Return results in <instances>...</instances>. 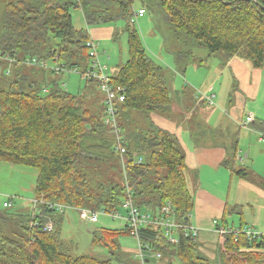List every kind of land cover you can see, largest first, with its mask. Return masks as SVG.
<instances>
[{"label": "trees", "instance_id": "16d2710c", "mask_svg": "<svg viewBox=\"0 0 264 264\" xmlns=\"http://www.w3.org/2000/svg\"><path fill=\"white\" fill-rule=\"evenodd\" d=\"M134 1L13 0L5 5L0 65L7 64L1 63L3 59L11 62V74L4 75V81L11 79L7 89H0V166L34 169L36 181L33 214L0 213V264H113L111 258L68 253L60 238L63 214L55 211L59 205L109 215L123 210L129 198L142 212H160L169 206L171 212L163 218L188 226L194 202L183 176L182 150L173 133L150 119L170 109L172 97L161 67L149 57L138 31L129 26ZM159 6L174 33L186 37L187 47L205 49L207 59L216 57L223 63L235 57L254 68L264 65V0H159ZM75 9L81 12L86 28L73 27ZM119 20L126 23L128 59L110 83L123 89L124 95L116 110L125 139L122 160L113 152L114 137L103 124L100 97L86 107V93L71 94L54 80L33 91L38 84L28 85L23 74L31 66L52 76L76 70L83 78L92 71L91 45L97 47L88 28ZM191 49L187 52L193 56ZM49 60L56 63L52 71L47 67ZM84 79L97 88L95 79ZM132 111L144 115L146 124L136 123ZM254 127L262 130L264 122ZM229 163L230 158L224 165ZM116 170L122 184L110 179ZM9 221L19 229L13 236L5 233ZM123 223L119 230L93 232V243L105 241L104 246L121 249L117 238L131 235ZM47 225L51 226L48 232ZM173 233L176 244L168 242L162 227L140 229L146 264L170 257L182 264H264V235L247 236L245 229L221 234L211 260L199 249L197 235ZM151 253L162 257L150 258Z\"/></svg>", "mask_w": 264, "mask_h": 264}, {"label": "crops", "instance_id": "0c3cea01", "mask_svg": "<svg viewBox=\"0 0 264 264\" xmlns=\"http://www.w3.org/2000/svg\"><path fill=\"white\" fill-rule=\"evenodd\" d=\"M8 1L0 0V8L3 12L5 5L9 3ZM140 9L144 8L140 7L136 11ZM129 23L132 24L131 18ZM89 34L94 40L111 38L110 28L93 27L89 29ZM143 45L145 46L144 42ZM191 50L194 54V49ZM167 54L172 56V67L176 68L174 66L175 55L171 52H167ZM98 58L100 61L99 53ZM111 58L112 56L105 61L110 62ZM102 60L103 58H101ZM209 61L210 58L203 60L197 58V64L183 65L180 69L183 76L188 71L189 65L195 69L190 72L191 78L186 79L178 87L179 90L174 91L176 93L187 91L188 88L186 87L189 85L191 90L188 99L193 103L192 113L188 112L186 108L182 109L179 101H174L173 107H170V110L174 108L181 112L182 117L179 119L181 121H193V109L196 108L198 118L205 121L207 127L185 128L181 125L177 126L173 121L171 122L170 117H167L165 113L150 116L153 123L175 135L182 150L184 158L183 176L194 205L188 226H184L181 231L185 233V231L189 232L188 229H195L200 244L199 249L204 252L215 251L220 236L218 230L232 232L245 229V231L250 230L252 233L264 235V128L258 130L254 127L260 121L264 122V65L261 68H254L248 61L235 57L223 63L214 60L215 62L210 66ZM216 61L219 63L216 64ZM4 62H7L8 65ZM1 63L5 64V75L9 76L11 74V62L3 59ZM103 66L107 73L108 66L105 65V62ZM196 75L203 78V81L198 83L199 87H196L198 84L194 80ZM108 76L111 77V75ZM170 79L173 80V75ZM226 82L228 83L226 84ZM97 90L100 92V102L104 107L102 109L103 124L109 130L105 123V96L100 91L99 86H97ZM210 94L213 97L208 96ZM208 98H211V103H209ZM212 99L216 100L215 104H212ZM205 103L212 107L208 110ZM116 117L125 147L118 114ZM247 118H252V120L245 124ZM229 158L230 163L225 166L224 164ZM137 161L142 163L141 159ZM122 174L125 179V174ZM12 204L4 201L2 208H13L11 207ZM27 204L22 203L20 206L24 207ZM229 208H231L230 210L235 209L232 213H226ZM21 210L25 213L20 214L30 215L34 212V206L31 211L21 208L15 209V211ZM86 210L94 211L92 209ZM155 212L147 211L145 213L155 214ZM118 213L120 212L118 211ZM177 230H172V235L176 240L177 235L173 231ZM191 234L193 235L192 232ZM154 255L151 253L150 258ZM160 255L161 258L162 254L160 253ZM144 257H146V252H144Z\"/></svg>", "mask_w": 264, "mask_h": 264}, {"label": "rangeland", "instance_id": "374dc122", "mask_svg": "<svg viewBox=\"0 0 264 264\" xmlns=\"http://www.w3.org/2000/svg\"><path fill=\"white\" fill-rule=\"evenodd\" d=\"M6 1V0H5ZM13 0H9L8 2H12ZM6 3V2H4ZM144 8L145 17L136 20L135 24H129L132 29L138 31L141 40L144 42L148 55L151 59H153L160 67L163 75L166 78L167 88L169 95L172 97V103L178 102L179 105L182 106V109L186 108L188 112L192 113V105L191 100L188 99V95L190 94V87L187 91H181L179 93L174 92L175 90H179L180 84H183L186 79L189 80L191 76V71L193 65L192 61L196 64L197 58L206 59L207 52L205 49H194L193 56H190L187 50L191 49L187 47L186 37L179 34L177 35L174 31L165 23L162 15V11L159 6V0H135L132 6V10L136 12L138 8ZM3 10L0 8V29L2 23ZM72 24L76 29L86 28L84 24V20L82 18L81 12L77 9L71 12ZM96 28H110L111 30V38H97L96 43L98 46L96 47L97 53L100 54V57L103 58L100 62L101 65L108 66V75L114 77L117 75L120 67L124 65V63L128 59L127 52V36L125 33L126 23L124 20H119L118 22H114L113 24H107L103 26H99ZM90 28H88L89 30ZM162 43V45H161ZM167 52H171L175 54V63L172 67V56L167 54ZM111 61L106 62L107 58H110ZM214 60H218L216 57H211L209 61V66L215 62ZM191 62L189 67L187 68V75L185 72L184 76L180 73V69L183 65ZM219 61H216V64ZM54 65L56 63L52 60H49L47 67L54 69ZM5 65H0V89H7L9 83L5 80L4 75L6 71H4ZM37 68H33L31 66L25 67L23 70V74H27V83L38 84L36 87H33V91L40 89L45 86H49L51 81L54 80L57 84L66 89L71 94H83L86 93L85 103H87L86 107H90L89 104L92 103L96 97L100 96V92L97 90L94 84L85 83V79H83L79 72L65 70L57 75H51V73L47 72L45 69L35 70ZM203 71V70H200ZM205 72V71H203ZM4 73V74H3ZM173 75V80L171 81L170 77ZM186 76V77H185ZM191 78V77H190ZM195 82L201 83L203 78H200L198 75L194 76ZM228 82H226L227 84ZM86 85L88 86L86 89ZM199 87V84L196 85ZM197 89V88H196ZM29 91V89L27 88ZM199 90V89H197ZM208 96H211L208 95ZM213 100V99H212ZM172 103L170 104L172 107ZM216 103V100H213L212 104ZM205 106L209 110L211 105L205 103ZM215 106V105H214ZM194 108V116L193 121H181L182 114L180 111H177L173 108V110L168 109L165 111V115L170 117L171 122L173 121L177 126H184L185 128H202L207 127L205 121H202L198 118V112ZM206 110V111H208ZM131 116L135 119L136 123L139 121L141 124L145 125L147 119L140 112L132 111ZM199 125V126H198ZM110 179L117 184H122L123 181L118 177L117 170L113 171ZM36 181V171L31 168L19 167V166H11L7 164H3L0 166V211L3 214H12V213H25L23 210L15 211V209H27L28 211L32 210L33 204L32 199L34 197V186ZM6 201V203H13L9 209H3L2 203ZM22 203H28L26 206L21 207ZM52 208L55 206L54 203H51ZM231 208H229L230 211ZM78 208L73 207H63L62 210H55L59 214H63V222L61 223V231L60 238L64 243H66V249H68V253L74 257L80 256H89L95 259L107 260L111 258L113 264H141L137 260L138 252L136 251L138 248L137 239L132 235H123L117 238V243L121 249L115 250L114 248H108L104 246L105 241H101L99 244L93 243V232L98 231L100 228H107L112 230L122 229L124 224L120 220H112L107 214H101L98 216V223L92 224L88 221L80 220L77 212ZM120 214L122 215L124 212L122 209H119ZM1 213V212H0ZM123 216V215H122ZM6 231L5 233L8 236H13L16 231H18V226L15 222L9 221L5 222ZM99 235V234H98ZM97 235V236H98ZM107 241V240H106ZM124 248V249H123ZM135 250V252H134ZM203 254H206L211 260L213 257L215 258V251H201ZM111 254H118L112 256ZM134 254V255H133ZM135 256V257H134ZM137 259V260H136ZM140 260V259H139ZM182 264L176 258H165L157 264Z\"/></svg>", "mask_w": 264, "mask_h": 264}, {"label": "built area", "instance_id": "2783aa9c", "mask_svg": "<svg viewBox=\"0 0 264 264\" xmlns=\"http://www.w3.org/2000/svg\"><path fill=\"white\" fill-rule=\"evenodd\" d=\"M145 14L144 9H140L136 12H133V15L131 17V23L136 22L137 19L143 17ZM89 56L93 59L92 61V71L87 72L83 78H91L95 79L97 82V85L100 88V91L104 94L105 96V113H106V120L105 123L107 124V127L109 128L110 134L114 137V152L117 153L120 158L122 159L123 154L125 153V147H124V140L123 137L121 136V132L118 129V122H117V117H116V110L117 106L124 101V95H123V89L113 86L110 83V78L106 73V70L104 66L101 65L100 61L98 60V53L96 51V47L91 45V50L89 53ZM213 97V96H211ZM209 103H211V98H208ZM252 118H247L245 120V124H248L251 122ZM6 205V204H5ZM59 210H62V207L59 205L57 206ZM122 208L124 210V215L122 216L118 211L113 212L111 214H107L112 220H122L125 222L130 229V233L132 236H134L137 239L138 243V249H137V254L138 257L141 261V264H146L145 262V257H144V249L146 246H143L140 241H139V232L140 229L142 228H158L162 227L165 229V235L170 243H176L177 240L176 238L173 237L172 235V230L178 229V230H183L184 226L183 225H178V223L175 221V219L169 217V218H163V216H167L170 214L171 209L169 206L162 207L160 212L156 211L155 214H148L142 211H139L133 204V202L127 198L122 205ZM79 210V211H78ZM78 215L80 219L88 221L90 223H97V218L98 215L101 214H106L103 211L100 212H94L91 210H86V209H78ZM188 229V228H186ZM51 226L47 225L46 231H50ZM189 232H185V236H188L193 233V235H197L196 230H189ZM219 231V235L221 234H226L230 232H225V231ZM247 236H255L257 235L256 233H252L250 230L246 231ZM159 253H155V258L159 259L160 258Z\"/></svg>", "mask_w": 264, "mask_h": 264}, {"label": "bare ground", "instance_id": "6f19581e", "mask_svg": "<svg viewBox=\"0 0 264 264\" xmlns=\"http://www.w3.org/2000/svg\"><path fill=\"white\" fill-rule=\"evenodd\" d=\"M38 62V61H37ZM40 65V64H39ZM43 65V64H42ZM44 66V65H43ZM183 232V231H182ZM186 232V231H185ZM194 236V235H193Z\"/></svg>", "mask_w": 264, "mask_h": 264}, {"label": "clouds", "instance_id": "9594fccd", "mask_svg": "<svg viewBox=\"0 0 264 264\" xmlns=\"http://www.w3.org/2000/svg\"><path fill=\"white\" fill-rule=\"evenodd\" d=\"M133 24V23H132ZM97 83V82H96ZM98 86V85H97Z\"/></svg>", "mask_w": 264, "mask_h": 264}]
</instances>
